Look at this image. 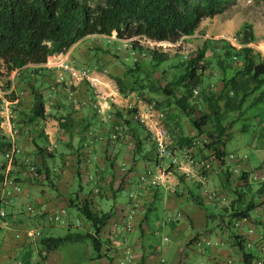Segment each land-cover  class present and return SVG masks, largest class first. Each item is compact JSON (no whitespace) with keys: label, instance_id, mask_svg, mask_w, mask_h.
I'll use <instances>...</instances> for the list:
<instances>
[{"label":"rangeland","instance_id":"obj_1","mask_svg":"<svg viewBox=\"0 0 264 264\" xmlns=\"http://www.w3.org/2000/svg\"><path fill=\"white\" fill-rule=\"evenodd\" d=\"M245 25L253 28L256 38L254 43L248 45H244L241 41V33ZM235 39L241 47L231 44ZM206 42L208 43L204 62L206 70L201 75V85L197 88L200 94L191 100V104L201 112L208 111L206 98L219 93L224 88V81L231 80L243 69V60L235 57L241 49L250 47L255 53L264 55V0H237L227 12L204 20L194 35L183 37L175 44L142 41L144 49L156 48L159 53L168 54L167 61L156 69L152 65L150 53L144 50L138 56V53L132 50L130 41H120L114 33L111 37L98 35L86 37L65 54L49 60L46 68L28 66L20 71H14L10 76L0 77V138L10 143V149L16 147L20 150L15 158L11 176L20 183L41 186L47 182L54 187V182L59 183L63 176L68 182L72 181L74 173L70 165L78 159V169L83 179L81 182L95 178L101 183L93 188L91 191L93 195H99L101 199L108 191L117 195L120 190L128 188L129 181L136 179L133 180V185L139 183L134 190L132 189L128 198L136 201L145 198L143 207H147L148 211L153 208L150 200L154 199L156 194L154 190L159 185L167 183V190L170 193L176 191L169 177L188 178L187 173L190 172V174H198L203 179L209 171L199 168L196 163L200 165L205 160L211 162L215 160L204 145V136L197 138L191 147L181 144L182 138L193 137L196 134L189 118L173 103L168 102V98L161 92L153 93L140 87L153 82L155 86L176 82L184 71L183 65L195 57ZM228 43L234 49L230 56L225 55ZM62 63L71 65L75 71H87L88 77L83 81H77L70 72L62 68ZM115 77H119L124 82V92L120 91ZM137 78L143 79L141 83H134ZM48 82L50 86L45 87ZM240 82L245 87V93L240 90L239 96L246 94L249 97L244 106L246 109L244 113L225 114V124L229 125L235 121L228 149L238 150L242 156L247 155L251 168L255 169L264 162V104L257 105L255 102L264 91V86L261 90L253 92L254 83L249 78L242 77ZM48 89L57 92L59 101L45 106L48 113L45 120L31 122L29 118L34 105L33 91L44 98V93ZM232 95L231 92L230 96ZM140 114L149 115L146 123L141 122ZM74 115L77 116L78 122L72 118ZM127 121H130L131 125L127 124ZM77 123L78 134L70 129ZM157 129L165 130L168 149L172 155L181 159L184 168L171 165V159L168 158L158 159L160 161L158 163L155 161ZM114 135L119 136L117 141L113 140ZM52 137L53 141H51ZM78 139L80 146L77 150L73 148L72 143L75 142L77 145ZM138 140L143 142L140 151L137 149ZM33 142L45 147L46 153H39L41 158H32L28 153L33 151ZM48 153L53 157H48ZM186 153L196 159L195 164H192L193 167L189 166L190 162L185 161ZM44 163L49 167V179H46V171L41 170ZM243 165L244 163L238 166L239 175L243 171ZM222 167L225 168L223 171L225 178V171L230 174L227 186L229 193L226 194V198L231 196L236 198L234 191L237 180L234 174L232 176L230 173V169L234 170L235 167L233 164H224ZM211 169L215 171L213 166ZM149 170L158 180L157 185L142 180ZM21 174L22 178L19 177ZM207 190V188L203 189L204 193H207ZM208 191L212 193L215 190ZM243 191L244 189L240 192ZM74 197L75 195L72 199ZM228 200L223 203H228ZM97 211L100 212L98 209ZM125 217L119 215L117 220L124 221ZM156 217V221L160 220L159 226L155 225L157 234L147 239H151L149 241H153L154 246L162 248L167 264H175L174 252L170 251L175 241L174 239L170 242L164 241V238L172 235L171 226L160 227L163 221H166L162 209H159ZM78 218V214L72 218L77 227L75 231L90 232V225L83 218ZM133 219L134 217H131L129 220L131 224ZM230 232L234 235L232 230ZM67 234V229L58 226L49 235L63 237ZM246 241L250 246L257 248L263 242V240L259 241L256 235L248 239L244 237L243 242ZM107 243L106 241L103 247L104 252H110L112 249ZM61 253L67 262L81 263H87V259L96 254L90 241L67 244L62 247ZM237 253L236 264L239 263L240 255L239 251ZM205 254L198 256V259L204 262L208 256L206 251ZM132 260L133 257L130 255L127 262ZM207 263L206 260L205 264ZM34 264L41 263L35 260Z\"/></svg>","mask_w":264,"mask_h":264},{"label":"trees","instance_id":"obj_2","mask_svg":"<svg viewBox=\"0 0 264 264\" xmlns=\"http://www.w3.org/2000/svg\"><path fill=\"white\" fill-rule=\"evenodd\" d=\"M236 2L237 0H0V77L10 76L14 71H20L29 65L43 67L51 57L65 54L86 37L95 35L111 37L114 33L118 40L130 41L132 50L138 53V56L144 50L150 53L152 65L156 69L167 61L168 54L159 53L156 48L144 49L142 41L175 44L183 37L194 35L204 20L224 14ZM241 35L244 45L256 41L253 28L249 25L244 26ZM207 50L206 42L195 57L183 65L184 71L176 82H170L164 86H155L153 82L149 85H141L140 88L148 89L153 93L161 92L168 98V102L173 103L189 118L196 134L193 137L182 138L181 144L191 147L197 138L204 136L203 141L206 138L210 140L209 144H204L208 153L224 165L228 162L230 155H235L228 154L226 151L232 140L235 121L229 125L225 124V114H241L246 110L244 106L249 95L239 96L241 91L245 93V87L240 82L242 77H247L254 83L253 92L263 88L264 55L255 53L250 47L241 49L235 57L243 60V69L238 71L231 80L224 81V88L219 93L206 98L208 111L201 112L191 104V100L200 94L199 92L195 95L194 91L201 85V75L206 70L204 62ZM233 50L228 43L225 55L230 56ZM141 80L137 78L134 83H141ZM115 81L120 91L124 92L122 79L115 77ZM231 88L232 91H230ZM33 92L34 105L29 120L31 122L45 120L44 98ZM231 92L232 96H230ZM255 102L257 105L264 104V91ZM126 123L131 125L130 121ZM33 145L38 153H46V149L36 142H33ZM142 146L143 142L138 140V151ZM10 147V143L0 138V155L3 156ZM156 155L157 153L154 159L158 163L160 161ZM47 156L53 157L51 153ZM41 170L46 171V179H49L50 172L46 163L42 165ZM77 171L80 180L79 192H85L83 184L87 182H81L82 175L79 169ZM230 173L233 176L231 171ZM225 175L228 184L230 174L225 171ZM250 175V172L243 170L237 180L234 191L237 200L230 205L231 220L243 219L254 223L250 214L256 205L248 202L244 208H239L243 197L240 191L250 184ZM91 191L81 199L79 192L76 193L70 203L77 209L81 218L90 225L93 233L75 232L63 237H45L41 240L42 249L39 252L42 260H45L49 253L57 252L67 244L87 241L91 242L96 259L107 256L103 251L104 245L100 234L114 214L95 210ZM260 191H264V186ZM203 200L204 198L199 196L195 201L200 207L205 208ZM239 248L243 252L245 262L253 260L254 257L245 252L242 244H239ZM27 262L24 261L23 264H29Z\"/></svg>","mask_w":264,"mask_h":264},{"label":"crops","instance_id":"obj_3","mask_svg":"<svg viewBox=\"0 0 264 264\" xmlns=\"http://www.w3.org/2000/svg\"><path fill=\"white\" fill-rule=\"evenodd\" d=\"M57 56L51 57L49 60L56 59ZM29 66L36 67L33 65ZM43 67H47V64ZM45 80L50 81L48 78H45ZM46 86H50V83ZM53 91L48 89L44 93L45 106L59 101V95ZM72 118L78 122L76 115ZM70 129L75 130L74 133L78 134V123ZM51 141H53V137ZM79 142L78 139L77 145L75 142L72 143L74 149H79ZM37 144L45 149L40 143ZM226 151L228 154L236 153L240 157L247 156L240 155L238 150H229L228 146ZM28 153L31 154L32 158H41L35 147H33L32 153L30 151ZM2 157L0 155V161ZM205 162L213 166L215 171L213 172V169H211L209 174L203 179L198 174L194 175V173L189 174L188 178L169 177L170 182L173 183L178 193L176 191L170 193L167 190L168 184L162 183L154 190L156 194L154 199L150 200L153 208L149 209V211L147 207H143L145 198H139L138 201L128 198L132 193V189L134 190L139 183L136 182L134 183L135 186L133 185L136 179L129 181L128 188L123 189V191L120 190L117 195L110 191L106 192L107 194L103 197L104 200L99 195L91 196L96 209L104 213L112 212L114 217L100 234L103 245H106L105 242L107 241L109 247L112 248L111 251L105 252L107 256L102 259H96V254H94L87 259V263L78 261L67 262L61 253L62 248L57 252L49 253L45 260H42L39 256V252L42 249L41 240L45 237H56L49 234L58 226L67 229L68 233L77 232L75 231L77 230L76 223L72 218L75 214L79 215V212L71 206L70 201L79 192L78 159L70 165L74 173L71 182H68L65 176L59 180V183L54 182V187L47 182L41 186L28 185L25 182H21V184L19 182L22 185L21 193H12L8 197L9 227L3 230L0 236V264H18L24 261L34 264L35 260H38L41 264H118V262L122 261L125 264H167L162 248L154 246L153 241L150 242L149 240L151 239H147L153 238L157 234L155 225H158L160 221H156L159 209H162L163 214L166 215V221L164 220L160 227L167 228L168 225L171 226L172 235L168 236L169 238H164V241L170 242L173 239L175 241L172 247L170 246V251L174 252L173 259L175 264H205L206 260L207 264H236L237 251L240 252L238 264H256L261 258V253L257 246H250L249 242H243V239L244 237L248 239L253 235H256L259 241L264 239V191H260L261 187L264 186V162L253 169L247 156V160L242 166L243 170L250 172L251 175L250 184L241 192L243 197L240 200L242 202L239 203V208H244L248 202L254 203L256 208L250 214L254 223L243 219L231 220L229 217L232 213L230 205L237 200V197H228L229 200L226 198L229 188L223 175L225 168L222 167L218 159L212 162L205 160ZM226 164L228 165L229 163L227 162ZM19 177L22 178V174ZM84 182H87V184H83L85 192L78 193L80 199L82 196H86L87 192L93 190L97 184H101L95 178L93 180L85 179ZM206 188L215 191L210 193L207 190V193H204L203 189L205 190ZM199 196L204 198L205 208L200 207L195 201L196 197ZM227 200L228 203H223ZM29 206L33 207L36 213L27 212ZM60 210H64L67 213L62 223H51L50 216ZM132 214L134 216H130ZM119 215L126 216L124 221L117 220ZM129 217H134V219L131 229L127 230L126 225L130 220ZM78 219H81L80 215ZM90 230V233H93L91 227ZM231 230L234 235L231 234ZM37 232L42 237L31 235V233ZM250 232L253 233L250 234ZM109 238L111 239L109 240ZM239 244L244 246L246 253L254 257L253 260L244 261L243 252L240 250ZM204 246L205 249H203ZM205 251L208 256L203 262V260L198 259V256L206 255ZM130 255H132L133 260L127 262L130 259Z\"/></svg>","mask_w":264,"mask_h":264},{"label":"built area","instance_id":"obj_4","mask_svg":"<svg viewBox=\"0 0 264 264\" xmlns=\"http://www.w3.org/2000/svg\"><path fill=\"white\" fill-rule=\"evenodd\" d=\"M237 39H235L234 41L231 42V44H233V46L235 47H241L239 44H237ZM62 68L65 71L70 72L71 76H73L74 79H76L77 81H83L85 78L88 77V72L84 71V70H80V71H75L74 68L66 63H62ZM195 95L199 94L198 90L194 91ZM149 111V110H148ZM151 114V113H148ZM138 118V117H136ZM139 119L141 120V122H145L149 119V115H139ZM114 141H117L119 136L118 135H114L113 137ZM155 141H156V150H157V158L159 160H164L166 158L171 159V165L173 166H181L184 168V163H182L181 159L178 158V156H174L172 155V153L169 151L168 149V144H167V134L165 132V130H156L155 133ZM204 144H209L210 140L209 139H204ZM20 153V150L16 147H12L10 150H8L7 152H5V154L2 157V160L0 161V175L2 180L0 181V187H1V193L2 196L0 197V236L2 234V231L5 230L7 227H9V221H8V206H9V199L8 197L12 194V193H21L22 191V185L17 182V180L11 176V171L13 170L14 167V162H15V158L18 156V154ZM185 161L190 162L189 166L193 167L192 164H195V159L193 158L192 155L186 153L185 156ZM247 160V156L244 157H239L237 155H230L229 159H228V163L229 165L233 164L234 165V170L230 169V171L234 174V177L236 180L239 179V163H242L243 161ZM199 168H202L204 170H207L210 172L211 170V165L209 163L201 162V164L199 165V163H196ZM190 172L187 173V175H189ZM256 178V175H255ZM142 180H144L145 182H149L150 184H154L157 185L158 184V180L155 178V176H153L152 172L149 170L148 174H146L144 177H142ZM27 212L29 213H36L35 209L31 206H29L27 208ZM66 211L64 210H60L59 212H57L56 214H53L52 216H50V219L53 223H62L64 217L66 216ZM131 218V217H130ZM131 223L128 222L126 225V229L130 230L131 229ZM253 232H250V234ZM31 235L33 236H37L40 237L41 234L40 233H31ZM259 252L261 253V258L256 262V264H264V240L263 242L259 245L258 247ZM230 263V262H229ZM18 264H23V262H19Z\"/></svg>","mask_w":264,"mask_h":264}]
</instances>
